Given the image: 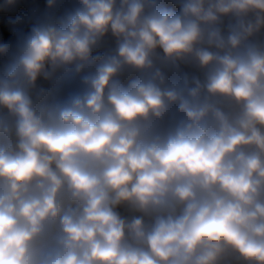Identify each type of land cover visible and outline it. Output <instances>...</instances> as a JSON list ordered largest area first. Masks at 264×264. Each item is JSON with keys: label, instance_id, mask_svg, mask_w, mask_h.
I'll return each instance as SVG.
<instances>
[{"label": "clouds", "instance_id": "clouds-1", "mask_svg": "<svg viewBox=\"0 0 264 264\" xmlns=\"http://www.w3.org/2000/svg\"><path fill=\"white\" fill-rule=\"evenodd\" d=\"M0 264H264V0H0Z\"/></svg>", "mask_w": 264, "mask_h": 264}]
</instances>
